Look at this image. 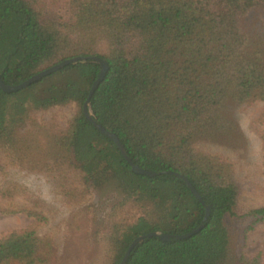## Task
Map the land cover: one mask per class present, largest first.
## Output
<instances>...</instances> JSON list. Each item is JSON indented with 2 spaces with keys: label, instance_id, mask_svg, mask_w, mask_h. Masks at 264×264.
Returning a JSON list of instances; mask_svg holds the SVG:
<instances>
[{
  "label": "trees",
  "instance_id": "16d2710c",
  "mask_svg": "<svg viewBox=\"0 0 264 264\" xmlns=\"http://www.w3.org/2000/svg\"><path fill=\"white\" fill-rule=\"evenodd\" d=\"M49 1L58 6L54 17L46 16L47 0H0L2 82L17 85L76 56L105 61L106 74L89 101L92 119L117 137L134 165L158 175L134 173L115 143L85 118L82 105L100 72L91 59L22 90H0V150L26 158L35 139L27 138L23 150L29 136L18 129L28 111L74 103L66 129L48 136L46 155L70 160L92 189L115 187L120 199L113 212L127 206L140 212L131 223L109 220L111 264H119L138 236L181 235L202 223L186 239H144L125 264H228L225 219L234 215L238 184L230 164L198 151L195 143L230 146L239 133L236 109L264 104V29L250 33L245 24L264 11V0ZM10 187L0 184V200L8 199ZM240 218L264 223V204ZM52 249L33 228L10 232L0 237V264H46Z\"/></svg>",
  "mask_w": 264,
  "mask_h": 264
},
{
  "label": "rangeland",
  "instance_id": "374dc122",
  "mask_svg": "<svg viewBox=\"0 0 264 264\" xmlns=\"http://www.w3.org/2000/svg\"><path fill=\"white\" fill-rule=\"evenodd\" d=\"M47 1L46 16L54 17L58 6ZM245 24L250 33L263 30L264 11L247 18ZM76 111L74 103L29 110L18 129L21 137L29 136L24 142L35 139L29 149L27 142L20 146L27 148L23 152L26 158L20 155L15 159L0 150V184L14 188L5 193L8 199L0 200V237L33 228L37 236L52 243L46 264H111L105 248L109 220L114 216L131 223L140 212L133 206L113 212L112 206L120 199L115 187L92 189L70 160L60 163L46 155L48 136L64 131ZM234 117L239 133L230 146L198 141L195 148L230 164L238 184L234 215L225 219L230 230L228 264H264V223L252 224L240 218L243 212L264 204V104L243 105ZM29 212L37 213L40 219L35 220Z\"/></svg>",
  "mask_w": 264,
  "mask_h": 264
},
{
  "label": "water",
  "instance_id": "95a60500",
  "mask_svg": "<svg viewBox=\"0 0 264 264\" xmlns=\"http://www.w3.org/2000/svg\"><path fill=\"white\" fill-rule=\"evenodd\" d=\"M89 59L95 60V61H97L99 63V65H100V72L98 74V77L92 83V85H91V87L89 89L87 98L85 99V101H84V103L82 105V112H83L85 118L100 133H102L103 135L107 136L108 138H110L115 143V145H116L117 149L119 150L120 154L124 157V159L126 160V162L130 165V168H131V170L134 173L141 174V175H146V176H149V177H154V176L158 175V173L146 171V170L141 169L138 166L134 165L131 162V160L129 159V157L126 155V152H125L122 144L117 139V137L113 133L106 131L101 125L97 124L92 119V115H91V112H90V109H89V101H90V98H91L94 90L96 89V87L98 86V84L101 82V80L103 79V77L106 74L107 64H106L105 61H103V60H101L99 58H96V57L76 56V57H73V58L66 59V60H64L62 62H59V63H57V64H55V65H53V66H51L49 68H46L45 70H42V71L38 72L37 74L31 76L27 80H25V81H23V82H21V83H19L17 85H7V84H4L2 82V80H1V78H0V90L3 91V92H5V93H13V92L22 90V89L28 87L29 85H31V84H33V83H35L37 81H40L42 78H44V77H46V76H48V75H50V74H52V73H54V72L62 69V68H64L67 65L76 64L78 62H85V61H87ZM179 176L184 180V182L186 183L187 187L193 193V195L196 197V199L198 201H200L201 203H203L202 200H201V197L195 191V189L192 187V185L189 183V181L186 178H184L183 176H181V175H179ZM208 214H209V208L207 206H205L204 221L207 219ZM202 228H203V223L200 224L197 228L191 230L190 232H187V233L181 234V235H168V234H164V233L150 232V233H147V234L138 236L137 238H135L130 243V245L126 249L123 257L121 258L119 264H125L126 263V260L129 257L130 252L132 251V249L137 244H139L142 241H144V239L151 238V237H157V238H159L162 241H169L170 239H175V240L186 239V238H189V237L195 235L196 233H198Z\"/></svg>",
  "mask_w": 264,
  "mask_h": 264
}]
</instances>
